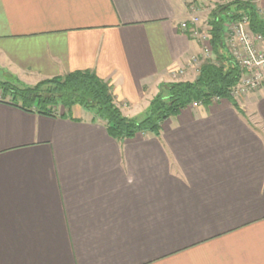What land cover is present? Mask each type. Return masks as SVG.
Instances as JSON below:
<instances>
[{"label": "crops", "instance_id": "1", "mask_svg": "<svg viewBox=\"0 0 264 264\" xmlns=\"http://www.w3.org/2000/svg\"><path fill=\"white\" fill-rule=\"evenodd\" d=\"M189 1L0 0V73L91 70L137 117L174 71L196 77ZM235 102L118 140L79 106L0 101V264H264V87Z\"/></svg>", "mask_w": 264, "mask_h": 264}, {"label": "trees", "instance_id": "2", "mask_svg": "<svg viewBox=\"0 0 264 264\" xmlns=\"http://www.w3.org/2000/svg\"><path fill=\"white\" fill-rule=\"evenodd\" d=\"M241 14L247 15L252 31L264 34V17L250 0L217 3L206 19L211 56L202 60L193 80L174 79L160 84L142 118L124 115L115 102L111 84L91 70L69 71L32 85L13 75L0 76V101L47 116L59 115L58 109L64 110L60 116L70 114L72 107L79 106L91 112L92 120L101 121L109 136L118 140L158 136L163 122L193 101L209 104L218 95L235 102L229 89L238 81L241 69L225 48L223 33L226 22Z\"/></svg>", "mask_w": 264, "mask_h": 264}, {"label": "built area", "instance_id": "3", "mask_svg": "<svg viewBox=\"0 0 264 264\" xmlns=\"http://www.w3.org/2000/svg\"><path fill=\"white\" fill-rule=\"evenodd\" d=\"M229 1L234 0H224L220 3ZM250 1L255 4L258 14L264 17V5L257 4L258 0ZM216 4L210 5L211 7H205L197 3L190 4L187 6L188 18L181 20L178 24L180 31L200 43V53L191 56L188 61V66L194 67L196 72L202 60L211 56L208 46L209 33L206 18L203 19L200 14L206 9L210 11ZM223 44L241 69L238 81L229 89V96L239 104L240 99L247 92L264 87V34L252 31L249 28L247 15L241 14L226 22ZM182 74L183 69H178L172 73V78L176 79ZM220 99L218 95H215L211 101L216 102ZM198 105L206 104L200 101H193L189 106L195 107Z\"/></svg>", "mask_w": 264, "mask_h": 264}, {"label": "rangeland", "instance_id": "4", "mask_svg": "<svg viewBox=\"0 0 264 264\" xmlns=\"http://www.w3.org/2000/svg\"><path fill=\"white\" fill-rule=\"evenodd\" d=\"M192 3H197L198 5H203V6H205V7H209L210 5L212 6V4H208V3H205V2H202V0H191V1H189L188 3H187V6H189L190 4H192ZM257 4H260V5H264V0H258L257 1ZM210 6V7H211ZM206 9V8H205ZM208 13H209V9H206V11H203V13L202 14H200L201 15V17L204 19V18H206L207 19V16H208ZM205 19V20H206ZM0 76L1 77H4V76H8L6 73L5 74H1L0 73ZM179 78V77H178ZM173 80H174V78H173ZM162 83H165V81H163V82H161V83H159V85H158V90H157V92L159 91V89H160V84H162ZM156 92V93H157ZM154 97V96H153ZM152 99V98H151ZM150 99V100H151ZM145 104V103H144ZM145 105H143L140 109H139V111L136 113V114H139V115H137V118L139 119V118H142L144 115H145V113H146V110H147V107H148V104L144 107ZM59 111L58 112H60L61 111V109H58ZM87 111V110H86Z\"/></svg>", "mask_w": 264, "mask_h": 264}]
</instances>
